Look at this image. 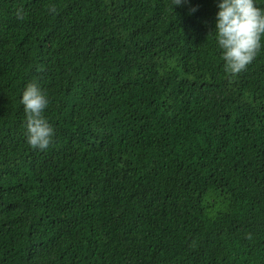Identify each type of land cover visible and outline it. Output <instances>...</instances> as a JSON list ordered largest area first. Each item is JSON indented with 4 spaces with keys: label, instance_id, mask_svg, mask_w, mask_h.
Wrapping results in <instances>:
<instances>
[{
    "label": "trees",
    "instance_id": "1",
    "mask_svg": "<svg viewBox=\"0 0 264 264\" xmlns=\"http://www.w3.org/2000/svg\"><path fill=\"white\" fill-rule=\"evenodd\" d=\"M216 11L0 0V264H264V37L226 72Z\"/></svg>",
    "mask_w": 264,
    "mask_h": 264
},
{
    "label": "clouds",
    "instance_id": "2",
    "mask_svg": "<svg viewBox=\"0 0 264 264\" xmlns=\"http://www.w3.org/2000/svg\"><path fill=\"white\" fill-rule=\"evenodd\" d=\"M186 0H172V6ZM214 33L226 72L237 74L256 56L264 37V9L255 0H216ZM195 11V8L191 9ZM26 120V142L34 149H46L54 130L44 116L48 98L37 83H28L20 95Z\"/></svg>",
    "mask_w": 264,
    "mask_h": 264
}]
</instances>
